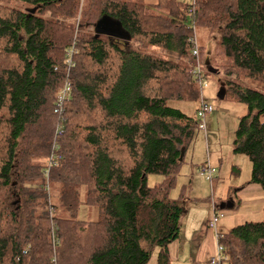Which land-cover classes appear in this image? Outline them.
Returning <instances> with one entry per match:
<instances>
[{"label":"trees","instance_id":"16d2710c","mask_svg":"<svg viewBox=\"0 0 264 264\" xmlns=\"http://www.w3.org/2000/svg\"><path fill=\"white\" fill-rule=\"evenodd\" d=\"M10 1L0 0V264H147L154 252L156 264H171L187 202L170 191L200 129L197 58L219 75L224 98L245 104L233 150L264 191V91L236 81L264 86V0ZM104 16L116 36L95 33ZM196 27L212 34L197 58ZM71 44L72 91L49 167ZM197 101L191 115L171 105ZM152 174L161 179L149 185ZM81 202L97 219L77 217ZM220 234L228 264H264V217Z\"/></svg>","mask_w":264,"mask_h":264},{"label":"rangeland","instance_id":"374dc122","mask_svg":"<svg viewBox=\"0 0 264 264\" xmlns=\"http://www.w3.org/2000/svg\"><path fill=\"white\" fill-rule=\"evenodd\" d=\"M144 1L146 4L155 2V0ZM180 1L187 4L192 3V0ZM8 5L19 9L25 8V5L18 0H11ZM211 35L209 29L205 27H196V43L206 48V51L210 49L209 43L212 41ZM147 51L164 58H174L173 54L157 46H149ZM199 61L202 72H207L203 62L200 59ZM215 66L220 67V63L216 62ZM220 72H223V69H220ZM222 76H224V74ZM218 78L219 75L209 71L205 76L203 75V80L206 84L201 88V98L205 99L211 105V111L207 112L204 118L206 127L196 130L193 140L187 147L184 161L176 177V185L170 191V197L176 198L180 191H184L187 195L201 196L203 199L198 203L187 201V199L186 202L188 208H200L203 213L206 204H211V199H224L226 197V191L229 190L231 186L235 188L239 187V191L237 192L239 203H237L236 210H229L226 215L221 217L217 222V227L221 225L228 230L246 221H260L263 219L264 210L260 204H255L253 205L254 207H247L245 202H243L247 199L258 198L259 192L257 190L260 189V192L263 191L260 186L258 187L253 183H248L251 177V163L248 157L244 154L236 153L233 150L234 133L239 118L246 113V106L243 103L234 101L230 97V94L225 98L218 96L220 86ZM221 79L225 80L223 77ZM236 81L243 86L264 91V86L261 83L249 78H238ZM198 101L174 102L171 105L191 115L197 107ZM207 160L217 168L211 181L205 180L198 173L199 163L202 161L206 162ZM160 179L161 177L159 175L152 174L149 175L147 182L149 185H152ZM252 186H257L259 189L252 190ZM83 195L84 194L81 195L82 198ZM196 211L201 213L198 209ZM77 217L84 220H95L97 219L96 208L81 202ZM199 217L201 216L199 215ZM195 219L196 216L193 221H195ZM188 220L190 223L192 222L190 216ZM222 264L228 263L223 260Z\"/></svg>","mask_w":264,"mask_h":264},{"label":"crops","instance_id":"0c3cea01","mask_svg":"<svg viewBox=\"0 0 264 264\" xmlns=\"http://www.w3.org/2000/svg\"><path fill=\"white\" fill-rule=\"evenodd\" d=\"M202 163L204 162H200L198 167ZM257 186L259 187V185ZM257 186H252V190L259 189L257 188ZM238 191L239 187L235 188L231 186V188L226 191L227 193L224 199H211L212 202L209 201L211 204H206V208H204L203 213L200 208L187 207L185 214L181 218L180 232L178 238L168 244V252L171 264H207L209 258L213 256L215 252V232L214 230L208 227L209 218L212 214L213 209L220 208L221 204H224V215H226L229 210L235 211L237 203H239V196L237 193ZM257 191L259 192L258 198L249 200L247 199L243 202H245L247 207H254L253 205L260 204V206L264 210V191L262 190L263 192H260V189ZM185 199H187V201L189 200L191 202L198 203L203 198L197 195L185 194ZM197 209L200 210L201 213L197 212ZM199 215L201 217H199ZM189 216L192 219L191 223L188 220ZM195 216L196 219L195 221H193ZM217 230L220 232L227 231V229H225L221 225L217 227ZM147 264H156L155 252L151 255Z\"/></svg>","mask_w":264,"mask_h":264},{"label":"built area","instance_id":"2783aa9c","mask_svg":"<svg viewBox=\"0 0 264 264\" xmlns=\"http://www.w3.org/2000/svg\"><path fill=\"white\" fill-rule=\"evenodd\" d=\"M193 24L190 22V26ZM190 41L193 43L192 47V54L198 57V49H197V43L195 38H191ZM75 53V46L74 44H71L66 52H65V57H64V65H65V80L62 82V84L59 86L55 100H54V106H53V111L59 118L58 123L56 124L54 128V133H53V141H52V152L50 155V160H49V167L52 164H56V158L53 155V150L58 147L57 140L62 136L64 132L63 124L61 122L62 120V114L65 108V104L68 101V99L71 96V91H72V81L69 77L70 75V69L72 68L74 64L73 60V55ZM191 74L196 79L200 84L201 87L204 86L206 83L203 80V72L201 69V64L199 59L197 58L195 60V64L191 69ZM211 111V105L203 98H200L199 100V109L197 110V117L200 119L199 123V128L204 129L205 128V122H204V116L206 115L207 112ZM49 169V168H48ZM47 169V170H48ZM216 172L215 166H213L208 160L204 163H202L198 167V173L201 177H203L207 181H211L214 173ZM45 175H48V172L46 171ZM42 188L48 189V181H46L43 185ZM225 214V211L223 208H215L212 211V214L209 218L208 221V227L214 230L215 232V252L213 256H211L207 262V264H221L223 260L226 261V257L223 254V246L222 244L218 241V238L220 237V231L217 230V222L218 220L223 217Z\"/></svg>","mask_w":264,"mask_h":264},{"label":"water","instance_id":"95a60500","mask_svg":"<svg viewBox=\"0 0 264 264\" xmlns=\"http://www.w3.org/2000/svg\"><path fill=\"white\" fill-rule=\"evenodd\" d=\"M35 9H29L30 12H33ZM94 30L96 34H106V35H117V30H116V24L106 16L102 17L100 20L96 22L94 25ZM207 52L209 53L210 51L207 49ZM206 65H208V61L205 62ZM219 93L218 96L221 98L224 97L225 94V88H224V83L219 81ZM224 204L220 205V208H223Z\"/></svg>","mask_w":264,"mask_h":264}]
</instances>
